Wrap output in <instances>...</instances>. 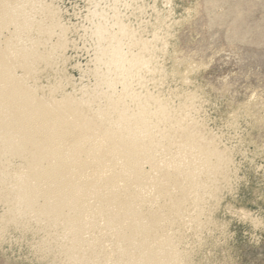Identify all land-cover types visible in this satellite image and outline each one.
I'll use <instances>...</instances> for the list:
<instances>
[{
  "label": "bare ground",
  "instance_id": "obj_1",
  "mask_svg": "<svg viewBox=\"0 0 264 264\" xmlns=\"http://www.w3.org/2000/svg\"><path fill=\"white\" fill-rule=\"evenodd\" d=\"M70 2L0 0V230L35 222L55 264H186L178 230L200 228L207 200L227 190L233 148L194 94L145 85L142 73L155 70L149 38L133 35L117 0H87L98 64L81 80L91 72L93 81L72 91L35 82L65 56ZM126 36L138 48L129 56Z\"/></svg>",
  "mask_w": 264,
  "mask_h": 264
},
{
  "label": "rangeland",
  "instance_id": "obj_2",
  "mask_svg": "<svg viewBox=\"0 0 264 264\" xmlns=\"http://www.w3.org/2000/svg\"><path fill=\"white\" fill-rule=\"evenodd\" d=\"M116 4L133 35L149 38L156 70L142 73L149 90L194 94L206 125L233 148L230 188L218 201L207 200L200 228L178 230V248L190 259L187 256L185 263L264 264V0H117ZM87 7V0L68 4L64 18L77 29L68 33L65 56L50 71L42 70L35 77L38 84L61 81L72 91L74 83L93 81L91 72L81 80L83 70L91 71L98 64L93 54L98 52V40L91 37L90 21L84 17ZM111 26L107 25V37L117 32V26H112L116 32ZM132 38L120 40L127 56L138 50ZM51 41H56V36ZM108 41L101 40L102 47H107ZM109 73L114 75L112 70ZM117 83L114 92L123 87ZM27 224H9L0 230V264H55L42 246L46 230L35 222Z\"/></svg>",
  "mask_w": 264,
  "mask_h": 264
}]
</instances>
